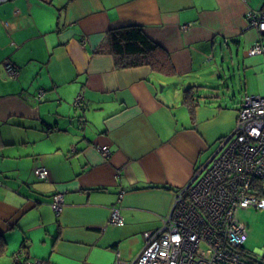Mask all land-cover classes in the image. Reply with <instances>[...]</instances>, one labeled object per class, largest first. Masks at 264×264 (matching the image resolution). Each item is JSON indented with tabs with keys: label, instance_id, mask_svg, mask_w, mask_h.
<instances>
[{
	"label": "crops",
	"instance_id": "1",
	"mask_svg": "<svg viewBox=\"0 0 264 264\" xmlns=\"http://www.w3.org/2000/svg\"><path fill=\"white\" fill-rule=\"evenodd\" d=\"M262 9L264 0H0V264L131 262L233 132L243 96H264V53H249L261 35L247 16ZM127 26L159 46L151 64H118L109 32ZM113 207L123 224L110 222Z\"/></svg>",
	"mask_w": 264,
	"mask_h": 264
},
{
	"label": "built area",
	"instance_id": "2",
	"mask_svg": "<svg viewBox=\"0 0 264 264\" xmlns=\"http://www.w3.org/2000/svg\"><path fill=\"white\" fill-rule=\"evenodd\" d=\"M247 16L261 35L249 53H264V9L250 10ZM5 67L11 77L19 75L14 63L7 61ZM43 94L40 91L39 98ZM82 102L80 94L75 105ZM100 148L105 157L111 156L109 145ZM36 170L41 178L49 177L46 167ZM51 206L57 213L62 211L64 194L55 193ZM246 207L264 208V96L251 94L242 98L233 132L220 140L218 151L176 192L163 226L147 236L142 251L127 264H264V244L254 251L245 246L248 225L238 212ZM110 222L124 223L118 207H113ZM21 253H15V259ZM118 262H123L120 257ZM23 264L44 263L25 260Z\"/></svg>",
	"mask_w": 264,
	"mask_h": 264
},
{
	"label": "trees",
	"instance_id": "3",
	"mask_svg": "<svg viewBox=\"0 0 264 264\" xmlns=\"http://www.w3.org/2000/svg\"><path fill=\"white\" fill-rule=\"evenodd\" d=\"M109 42L118 64L123 67L151 64L159 46L150 39L140 26L111 29ZM190 87L185 89V99L193 97Z\"/></svg>",
	"mask_w": 264,
	"mask_h": 264
},
{
	"label": "rangeland",
	"instance_id": "4",
	"mask_svg": "<svg viewBox=\"0 0 264 264\" xmlns=\"http://www.w3.org/2000/svg\"><path fill=\"white\" fill-rule=\"evenodd\" d=\"M220 139L212 146H219ZM213 148V149H214ZM239 218L247 223L249 236L245 246L254 251L264 244V208L246 207L241 208L238 212Z\"/></svg>",
	"mask_w": 264,
	"mask_h": 264
},
{
	"label": "bare ground",
	"instance_id": "5",
	"mask_svg": "<svg viewBox=\"0 0 264 264\" xmlns=\"http://www.w3.org/2000/svg\"><path fill=\"white\" fill-rule=\"evenodd\" d=\"M223 138V137H222ZM49 175H50V173H49ZM45 179V178H44ZM58 193V192H57ZM62 193V192H61ZM55 194V193H54ZM64 194V193H63ZM52 199H53V197H52ZM52 201V200H51ZM64 203H65V201H64ZM50 204H51V202H50ZM65 205V204H64ZM123 216V215H122ZM124 218V217H123Z\"/></svg>",
	"mask_w": 264,
	"mask_h": 264
},
{
	"label": "water",
	"instance_id": "6",
	"mask_svg": "<svg viewBox=\"0 0 264 264\" xmlns=\"http://www.w3.org/2000/svg\"><path fill=\"white\" fill-rule=\"evenodd\" d=\"M220 88V87H219Z\"/></svg>",
	"mask_w": 264,
	"mask_h": 264
}]
</instances>
